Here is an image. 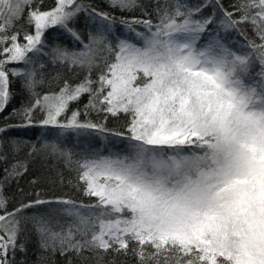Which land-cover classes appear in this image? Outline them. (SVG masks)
<instances>
[{"label": "snow or ice", "instance_id": "6c2138e0", "mask_svg": "<svg viewBox=\"0 0 264 264\" xmlns=\"http://www.w3.org/2000/svg\"><path fill=\"white\" fill-rule=\"evenodd\" d=\"M33 2L0 0V112L9 101V73L24 77L27 90L37 83L35 71L8 70L6 65L30 64L29 53L42 52V37L49 27L59 25L80 40L69 27L85 10L78 0H56L48 11L33 8ZM109 2L121 9L136 4V0ZM216 3L220 5V0ZM220 7L224 30L252 26L259 43L249 40L250 51L233 50L219 34L200 45L202 34L215 23L214 15L193 19L194 11L185 13L180 5L174 13L165 10L159 24L133 21L148 30V35L136 33L143 41L140 46L119 40L113 47L100 31L89 33V42L79 52L52 50L53 62L86 68L89 76L75 86L65 81L58 93L37 95L23 109L26 123L19 126H34L32 113L39 109L45 113L41 126L118 137L127 133L134 143L126 155L77 161L78 179L85 195L96 198L94 204L37 199L9 212L0 195V264H13L9 255L14 256L17 247L25 251L24 244L17 245L22 231L19 214L46 203L64 205L60 212L72 219L66 227L57 220L54 227L51 216L30 218L41 252L38 264L56 254L85 252L94 253L99 264L102 254L127 255L129 250L137 264H264V0H238L231 12ZM26 10L34 34L25 32L26 43L21 44L18 31L10 36L8 32ZM92 12L111 30L113 18ZM105 50L114 59L103 56ZM100 59L103 70L93 81L90 74L101 67ZM254 62L259 72L251 71ZM83 94L89 95L85 114L92 109L128 115L126 132L82 122L79 111L62 122L59 118L69 103ZM45 147L71 162V154L56 144ZM20 167L17 163L11 172L5 171L18 176Z\"/></svg>", "mask_w": 264, "mask_h": 264}, {"label": "trees", "instance_id": "16d2710c", "mask_svg": "<svg viewBox=\"0 0 264 264\" xmlns=\"http://www.w3.org/2000/svg\"><path fill=\"white\" fill-rule=\"evenodd\" d=\"M78 2L84 5L85 10L81 11L69 23V27L80 36V40H77L69 34V31L59 25L49 27L42 37L44 42L42 52L40 54L29 53L32 60L30 64L19 62L6 65L8 70L15 68L24 72L35 71L37 80L34 89L27 90L23 86L24 77H14L9 73V101L4 110L0 112V128L5 129L0 132V157H3L0 158V195L5 198L6 209L9 212L37 199L55 201L60 198L72 200L77 204H94L96 198L85 195V186L78 179L77 161L91 158L93 153L99 154L100 143L102 145L109 142L114 148L124 151V153L130 152V145L134 143L127 138V135H130L127 133L118 137L111 135L110 132L101 133L96 130L85 132L71 129L62 130L51 125L41 126L39 122L44 119L45 113L39 109L32 113L34 126H19L26 123L22 115L23 109L30 106L37 95L43 97L45 94L58 93L65 81L75 86L82 82L86 76H89V71L86 68L70 66L59 61L53 62L52 50L61 48L68 52H79L83 49V44L89 42V33L95 35L100 31L104 32L107 42H110L113 47H115L119 36L142 45L143 41L136 36V33L148 35V30L144 24L133 23V21L150 20L153 25L159 24L163 12L167 10L170 14L174 13L177 6L175 0H136L135 6L128 9L112 7L109 0H78ZM220 5L223 6V9L231 12L234 10L233 5L238 6V0H220ZM220 5H217L216 0H197L193 4L181 7V11L187 13L190 9L193 10L194 19H204L214 15L215 23L208 29L219 30L220 37L228 45L235 46L240 43L244 53L250 51L247 48L249 40L259 43L252 26L242 24L239 26V31L224 30L220 26V20L224 18ZM55 6L56 0H34L32 5L33 8L38 7L40 11H48ZM197 8H200L201 11L195 12ZM93 9L99 13H107L110 18H113L111 30H108V22L96 16L92 12ZM239 15L240 13L237 12L236 16ZM122 21H126L127 24ZM17 31L21 44L26 43L23 38L25 32L34 34V26L27 23V10L24 12V18L17 22L15 28L8 32V35ZM102 55L108 56L110 59L114 58L106 50ZM99 63L101 67H94L91 71L90 75L93 81L98 79L103 70V59H100ZM41 64L43 67L40 66ZM251 71L253 73L260 71L258 62H254ZM93 87H98V85L93 84ZM88 101V94L81 95L77 101L69 103L66 113L62 114L59 119L64 122L71 117L73 111H79L78 119L82 122L90 120L102 124L109 130L126 132L130 120L128 115L120 113L118 116H112L103 111L92 109H89L85 114V105ZM14 110H16L15 113ZM53 143L61 151L71 154V162L60 152L53 154L50 147H45L46 144ZM17 163L23 165L18 169L21 175L11 176L6 173L5 169L11 172L12 166ZM63 207L65 206L58 203H46L26 208L19 214L17 218L21 219L22 231L19 234L17 245L24 244L25 251H20L17 247L14 256L10 253L9 259L13 260V264H38L41 252L30 218L51 216L54 227H57L55 224L57 220L66 227L72 218L60 212ZM25 217L29 219H23ZM102 255L103 259L99 260V264H137V257L131 250L127 255L111 251ZM85 258L87 259L85 260ZM69 262L71 264H98V257L90 252H85L83 256H77L75 253H68L65 256L56 254L54 257L49 256L44 264H69Z\"/></svg>", "mask_w": 264, "mask_h": 264}, {"label": "rangeland", "instance_id": "374dc122", "mask_svg": "<svg viewBox=\"0 0 264 264\" xmlns=\"http://www.w3.org/2000/svg\"><path fill=\"white\" fill-rule=\"evenodd\" d=\"M175 1H176L177 5H180L181 7H184V6L189 5L191 3L193 4L197 0H175ZM218 31L208 29L207 32H205L204 34H202V38H201V40L198 43L200 45H203L204 43L207 42V40L209 39L210 36H215V35L219 34ZM69 34H71V33H69ZM219 36H221V35H219ZM119 40H127L130 43L137 44V43L132 42L129 39H126L125 37H122V36H119L115 43L117 44L119 42ZM222 42L228 45V43H226L225 41L222 40ZM137 45L140 46V44H137ZM228 46L231 47V48H233V50H235V51L244 53L243 47H242V45L240 43L235 44V46H230V45H228ZM100 144L98 146V150H99L98 153L99 154L93 153V156L91 158L96 157V156H99V155H102V156H110V155L111 156H116V155H121L122 156V155H126V154H129L130 153V152H125L126 153L125 154L124 151H121L119 149L114 148L109 142H105L102 145H100Z\"/></svg>", "mask_w": 264, "mask_h": 264}]
</instances>
